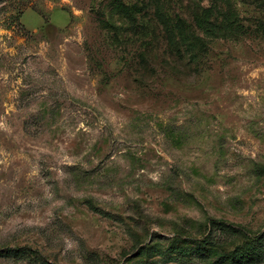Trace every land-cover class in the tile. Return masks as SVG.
I'll use <instances>...</instances> for the list:
<instances>
[{"label": "rangeland", "instance_id": "rangeland-1", "mask_svg": "<svg viewBox=\"0 0 264 264\" xmlns=\"http://www.w3.org/2000/svg\"><path fill=\"white\" fill-rule=\"evenodd\" d=\"M0 264H264V0H0Z\"/></svg>", "mask_w": 264, "mask_h": 264}, {"label": "trees", "instance_id": "trees-1", "mask_svg": "<svg viewBox=\"0 0 264 264\" xmlns=\"http://www.w3.org/2000/svg\"><path fill=\"white\" fill-rule=\"evenodd\" d=\"M176 29L179 28V33L181 36H184L183 39H186L188 37L187 35V30H186V26L185 24L178 20L177 24H176ZM189 40L193 41L192 46H195V40L199 39V36H196L195 34L189 35ZM215 227H220L221 229L227 231L228 233H230L232 236H234L237 233H244L243 228H238V227H234L233 225L228 224L227 222H224L222 220H213L210 223V230L213 231ZM257 240V239H256ZM10 252V251H9Z\"/></svg>", "mask_w": 264, "mask_h": 264}]
</instances>
